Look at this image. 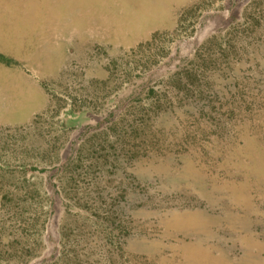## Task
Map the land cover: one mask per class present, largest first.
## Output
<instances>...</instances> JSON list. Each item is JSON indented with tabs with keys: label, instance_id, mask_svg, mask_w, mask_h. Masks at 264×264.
Segmentation results:
<instances>
[{
	"label": "rangeland",
	"instance_id": "obj_1",
	"mask_svg": "<svg viewBox=\"0 0 264 264\" xmlns=\"http://www.w3.org/2000/svg\"><path fill=\"white\" fill-rule=\"evenodd\" d=\"M0 264H264V0H0Z\"/></svg>",
	"mask_w": 264,
	"mask_h": 264
}]
</instances>
